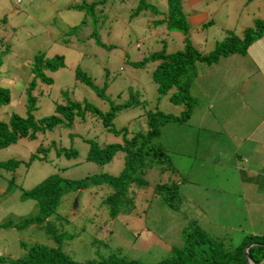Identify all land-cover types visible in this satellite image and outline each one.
I'll return each mask as SVG.
<instances>
[{
    "label": "rangeland",
    "instance_id": "1",
    "mask_svg": "<svg viewBox=\"0 0 264 264\" xmlns=\"http://www.w3.org/2000/svg\"><path fill=\"white\" fill-rule=\"evenodd\" d=\"M145 2L159 12L165 11V0ZM137 3V0H0V87L9 91L8 104L0 107V119L5 121L12 113L24 116V92L31 79L29 64L36 54L45 58L61 56L63 63L62 68L48 74L50 84L37 82L32 91L36 107L33 115L37 120L53 113L56 104L68 100L85 102L99 112L75 116L70 124H59L37 133L32 140L19 139L0 149V161L20 162L14 171L0 169V225L15 226L36 214L35 203L21 201L20 192L31 189L47 176L58 175L65 180L103 174L117 177L124 166L123 152L117 151L107 164L96 165L85 160L86 141L99 146L121 144L124 133L129 139L136 132H145L148 112L175 117L180 114L182 106L168 100L170 92L164 96L156 92L151 81L156 62L145 61L142 67L132 64L162 47L167 54L181 50L184 35L162 26L153 27L151 23L161 16L153 17L148 10L134 15ZM76 5L83 7L72 8ZM180 6L188 23L187 41L199 55L212 56L216 48L223 46L227 32L242 40L244 31L254 28L255 22L264 23V0H180ZM197 21L199 27L193 24ZM256 35L255 32L253 37ZM239 44L240 41L235 43ZM228 55H219L217 61ZM234 56L245 65L250 63L242 53ZM193 66L195 77L188 87L191 98L188 118L163 124L152 142L173 174L168 170L160 173L156 164L145 169L141 176L144 183L129 184L119 211L113 216L109 205L104 203L111 193L106 183L96 181L80 192L69 191L41 226L0 227V256L21 257L26 248L38 243L57 246L78 263L116 257L139 264H162L160 261L177 249L186 253L207 246L196 242L189 246L187 241L195 237L194 227L227 256L243 240L258 237L252 234L264 230V184L255 183V178L264 175V171L246 174L248 180H244L243 171H250L256 161L258 165L264 162V150L241 141L236 147V157L231 155L233 148L222 132L226 120L222 121L223 114L229 111L228 106L212 100L216 95L207 90L212 85L231 84L225 75L227 68L222 63L214 67L213 63L195 62ZM237 66L236 62L230 64L228 77L236 76ZM76 69L89 78L93 88L74 77ZM107 99L113 104L127 100L133 104L104 126L101 115L109 109ZM250 128L251 125L240 123L236 133L241 136ZM60 148H72L75 157L56 155L55 150ZM9 180L12 185L6 189ZM170 183L175 184L177 195L172 206L160 187L158 192L155 190L156 186ZM249 244L262 247L264 242L245 246ZM205 254L213 255L210 250ZM224 260V264L233 261L225 257Z\"/></svg>",
    "mask_w": 264,
    "mask_h": 264
},
{
    "label": "trees",
    "instance_id": "2",
    "mask_svg": "<svg viewBox=\"0 0 264 264\" xmlns=\"http://www.w3.org/2000/svg\"><path fill=\"white\" fill-rule=\"evenodd\" d=\"M137 7L134 15L141 10H148L151 15L161 18L154 20L151 24L153 27L162 26L167 31L182 32L184 35L183 48L174 53H165V47H162L160 51L154 52L146 59L139 62H135L132 65L142 67L145 61H155V67L151 72V81L156 86V92L159 96H164L168 92V100L173 105L182 106V110L178 116H172L167 113H147V122L145 132H136L132 137L126 139L125 133L122 135L121 144L112 143L103 146H99L96 142L86 141L88 144V150L85 156V160L96 165L107 164L117 151L123 152L124 166L117 177L100 175L99 177H84L78 180H65L58 175H50L36 184L34 187L28 190L20 192L19 199L21 201L31 200L35 203L37 212L31 218H27L19 222L15 226L0 225L1 228H13L20 229L29 225L41 226L46 219L55 212L57 205L60 203V199L64 194L69 191L75 193L85 189V185L90 183L101 181L107 184L111 188V193L105 197L104 203L109 205L111 216L119 211V206L126 193V188L130 183H136L140 185L143 182L142 174L145 169H149L151 165L156 164L159 167L160 173L168 170L171 174L174 171L169 164H165L166 159L164 155H158V148L153 145L154 139L159 134V127L167 122H183L189 116L190 112V94L188 87L191 84V80L194 77L193 64L195 62H203L207 65L217 61L219 55L235 53H245L246 48L264 32V23L257 24L255 22L254 28L247 29L243 33L242 40L237 39L234 35L226 33L223 46L215 49L212 56L199 55L187 41L188 23L180 6V0H165L166 7L164 12H159L154 6L149 5L145 0H137ZM85 6V5H84ZM87 6V5H86ZM89 6V5H88ZM83 6L76 5L72 8L77 9ZM260 30V31H259ZM259 31V32H258ZM257 33L253 37L254 33ZM240 41L239 46L235 43ZM61 56H54L51 58H45L41 54H36L32 57L29 64V73L31 79L27 83L25 88V102H24V116H18L14 113L10 114L7 120L2 121L0 119V149L14 144L19 139L32 140L37 133H44L49 131L55 126L62 124H70L75 116L82 117L86 112L94 113L97 115L99 112L93 106L83 102L65 101L64 104H56L53 108V113L50 115L36 119L33 113L36 110L35 97L32 96V91L35 88L37 82L50 84L51 78L48 74H51L58 69L62 68ZM74 77L83 85L93 88L89 78L80 70L76 69ZM9 91L6 88L0 87V107L8 104ZM109 109L103 114L102 123L104 126L110 125L111 121L115 118L116 114L120 111L126 110L133 104L130 100H127L121 104H113L108 99ZM137 103V100H134ZM119 131L114 132L117 135ZM161 153V152H159ZM55 154L64 158L75 157L76 152L72 148L69 149H57ZM34 156L32 155L30 159ZM20 164L19 161L9 159L6 161H0V169L6 171H14ZM12 180L7 182L6 189H10ZM158 187L163 191L164 198H168V205H171L172 200L177 197L175 184H165L155 187L158 192ZM8 224V223H7ZM195 237L192 240H188L189 246L192 243H206L204 249H196L194 251L187 250L186 253H182L181 250H175L172 255L160 261L162 264H224L225 259L233 260L230 264H246L244 261V255L241 250L247 243L250 242H264V237H259L242 241L237 249H234L232 255H226L222 252L210 238L206 236L199 228L194 227L192 232ZM54 242H58V236L54 237ZM57 244V243H56ZM206 250L212 251L213 255L206 256ZM25 254L21 257L10 259L0 256V264H139L135 261H127L124 259H118L116 257H108L106 259L87 263H78L72 260L66 253L61 251L57 246L50 247L43 244L34 243L24 250ZM195 253V254H194ZM196 255V256H195ZM204 255V256H203ZM247 259H250L255 264H260L264 259V246H251L246 251Z\"/></svg>",
    "mask_w": 264,
    "mask_h": 264
},
{
    "label": "crops",
    "instance_id": "3",
    "mask_svg": "<svg viewBox=\"0 0 264 264\" xmlns=\"http://www.w3.org/2000/svg\"><path fill=\"white\" fill-rule=\"evenodd\" d=\"M193 24L199 27L198 21L196 23L193 22ZM235 54L236 53L233 52L222 60L213 63L214 67L222 63V65L225 66V70L227 68L228 71H230L231 63L236 62L238 64L235 77H232V75L228 77L227 70L225 72L226 77L232 81L231 84L218 87L212 85L207 89H210L216 95L212 100L221 102L223 105L227 104L228 106L229 111L223 114L222 121L224 119L226 120L222 132L228 136L231 147L233 148V153L231 152V155L234 157H236V147L241 141L246 144L254 145V147H258L260 150H264V32L251 42L243 54L247 56L250 62L249 64L245 65L246 62H242L235 58ZM228 90L232 91L226 95ZM219 99L222 101H219ZM240 123L249 124L251 128L245 131L241 136H238L236 132ZM235 142L237 143L235 144ZM246 158L247 155H245L244 160ZM257 170L264 171V162L258 165L256 161L255 167H251L250 171L244 170L243 172L245 175H253ZM244 180H248L247 175ZM255 183L264 184V175L255 178ZM252 235L263 237L264 230L255 231ZM6 257L10 259L18 258Z\"/></svg>",
    "mask_w": 264,
    "mask_h": 264
},
{
    "label": "water",
    "instance_id": "4",
    "mask_svg": "<svg viewBox=\"0 0 264 264\" xmlns=\"http://www.w3.org/2000/svg\"><path fill=\"white\" fill-rule=\"evenodd\" d=\"M75 199L73 200V205L75 206ZM260 245V244H259ZM263 246H264V244H262ZM251 246H253L252 244H249V245H247V246H245L244 248H243V255H244V259H245V262L247 263V264H255L254 262H252L250 259H247V255H246V251L251 247Z\"/></svg>",
    "mask_w": 264,
    "mask_h": 264
}]
</instances>
